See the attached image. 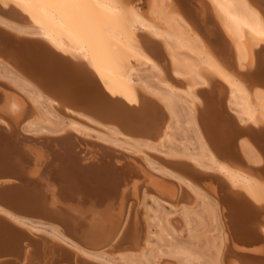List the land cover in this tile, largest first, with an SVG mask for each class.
I'll return each mask as SVG.
<instances>
[{
    "label": "bare ground",
    "instance_id": "1",
    "mask_svg": "<svg viewBox=\"0 0 264 264\" xmlns=\"http://www.w3.org/2000/svg\"><path fill=\"white\" fill-rule=\"evenodd\" d=\"M0 27L97 82L51 70L36 84L0 57V264H194L174 216L190 239L212 227L214 264H264L263 244L244 246L264 242L263 157L238 135L264 130V0H0ZM71 135L141 177L88 183L89 163L110 162L28 140Z\"/></svg>",
    "mask_w": 264,
    "mask_h": 264
},
{
    "label": "water",
    "instance_id": "2",
    "mask_svg": "<svg viewBox=\"0 0 264 264\" xmlns=\"http://www.w3.org/2000/svg\"><path fill=\"white\" fill-rule=\"evenodd\" d=\"M0 57H3L12 64L16 70L20 71L24 76H27L30 80L38 83L37 77H35V72H45L43 75L48 77L52 76L49 73L51 70H55L61 73L62 76L69 78H75L78 84L82 86L95 85L97 82L90 77L89 73L84 68L82 62L75 59L68 58V56L62 55L52 48L46 41L40 38H22L20 36H15L13 33L0 27ZM47 68V71L45 70ZM50 75V76H49ZM90 86V87H91ZM240 136H244L252 143L255 144L256 148L263 157L264 163V130H256L255 128L249 127L244 130H239ZM24 138V137H20ZM30 144L39 145L42 144L45 147H66L71 149L80 148V151H85L86 156L88 151H91L99 159L103 158L110 162V167L108 169L97 170L94 163L91 162L88 165L87 172L81 176L82 180H86L88 183L99 180L102 176L108 174L119 173L121 177L131 175L129 180L133 177H141L140 170L136 167L138 163L129 161L126 156L122 155L116 150L102 146L100 144H86L78 139H74V136L70 137H51L44 138L41 141L28 139ZM87 150V152H86ZM113 162L119 163L117 166L112 165ZM264 169V164L262 166ZM175 170V169H173ZM177 172V170H176ZM179 172V171H178ZM104 174V175H103ZM190 177L198 184H210L215 187V192L212 195L219 198L221 193H224L225 188L223 184L217 177L212 175H197V174H185ZM12 180H15L12 178ZM222 204L221 201H219ZM4 206L14 211L13 206H9L5 203ZM15 212V211H14ZM263 244L262 240H256L253 243L244 244V246Z\"/></svg>",
    "mask_w": 264,
    "mask_h": 264
},
{
    "label": "rangeland",
    "instance_id": "3",
    "mask_svg": "<svg viewBox=\"0 0 264 264\" xmlns=\"http://www.w3.org/2000/svg\"><path fill=\"white\" fill-rule=\"evenodd\" d=\"M152 83V82H151ZM178 109L180 110V108L178 107ZM155 138V137H153ZM164 148H162V150L166 148L167 144H163ZM193 148H195V146L192 145ZM192 203V202H190ZM148 205H150V203H148ZM163 213V214H162ZM168 213L167 209H161L159 210V215L161 217V223L163 225V228L166 230V232L168 233V235L170 234L171 237H173L172 235V230L170 229V227H167L166 222H165V215ZM175 215V214H174ZM175 218H170L172 219H176L177 220V216H174ZM176 220H172L174 222H172V224L174 225V227H176L181 233L180 236L174 237L175 241H177L178 243H183V244H189V243H193L195 246L194 248L196 249V257L194 259V264H214L213 260L215 258V253L211 247V228L212 227H206L205 229H197L196 231V237L195 239H190L189 236L187 235V233L180 228V224L176 221ZM177 226H175L176 224ZM192 226H196V223L193 222ZM151 232H153L154 235H156L158 233V230L151 226L150 228ZM155 230V231H154ZM168 244L167 240H163L161 242L162 247H165ZM190 247V246H189ZM148 264H154V261L150 259V262Z\"/></svg>",
    "mask_w": 264,
    "mask_h": 264
}]
</instances>
